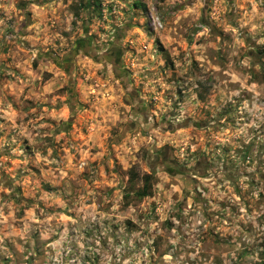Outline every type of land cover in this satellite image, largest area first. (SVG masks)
I'll return each mask as SVG.
<instances>
[{
    "label": "rangeland",
    "instance_id": "obj_1",
    "mask_svg": "<svg viewBox=\"0 0 264 264\" xmlns=\"http://www.w3.org/2000/svg\"><path fill=\"white\" fill-rule=\"evenodd\" d=\"M0 264H264V0H0Z\"/></svg>",
    "mask_w": 264,
    "mask_h": 264
}]
</instances>
